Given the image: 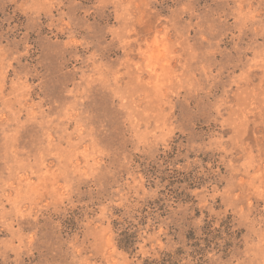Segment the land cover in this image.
<instances>
[{"label":"rangeland","instance_id":"1","mask_svg":"<svg viewBox=\"0 0 264 264\" xmlns=\"http://www.w3.org/2000/svg\"><path fill=\"white\" fill-rule=\"evenodd\" d=\"M0 264H264V0H0Z\"/></svg>","mask_w":264,"mask_h":264},{"label":"trees","instance_id":"2","mask_svg":"<svg viewBox=\"0 0 264 264\" xmlns=\"http://www.w3.org/2000/svg\"><path fill=\"white\" fill-rule=\"evenodd\" d=\"M115 224L119 230V245L128 251L136 252L138 249L136 246L138 240V231L136 229L134 230L135 225L132 223L125 224L121 221H116Z\"/></svg>","mask_w":264,"mask_h":264}]
</instances>
